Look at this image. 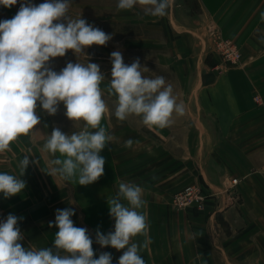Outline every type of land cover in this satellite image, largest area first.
Listing matches in <instances>:
<instances>
[{
	"label": "crops",
	"instance_id": "1",
	"mask_svg": "<svg viewBox=\"0 0 264 264\" xmlns=\"http://www.w3.org/2000/svg\"><path fill=\"white\" fill-rule=\"evenodd\" d=\"M108 8L109 25L125 29L113 42L141 50L143 75L164 77L185 114H174V122L163 129H149L136 116L121 122L114 115L116 97L104 91L108 111L101 126L113 139L100 152L103 175L82 186L50 175L56 157L43 145L56 127L37 102L40 123L0 153V172L15 176L25 155L38 161L20 177L26 182L21 193L7 199L0 193V222L9 214L23 217L18 220L22 246L52 248L58 228L49 222L57 209L72 208L74 225L86 228L93 240L94 258L109 252L117 264L124 250L102 248L96 232L114 231L107 200L121 182L134 183L142 188L145 203L138 211L148 229L147 237L131 242L147 239L139 253L145 264H264V0H169L163 17L145 15L140 5ZM93 18L85 20H107ZM213 31L238 43L237 64L208 49ZM83 128L77 121L62 132ZM128 139L131 147L125 146ZM233 178L237 185L225 191ZM192 183H201L209 194L204 208H174L172 196Z\"/></svg>",
	"mask_w": 264,
	"mask_h": 264
},
{
	"label": "clouds",
	"instance_id": "2",
	"mask_svg": "<svg viewBox=\"0 0 264 264\" xmlns=\"http://www.w3.org/2000/svg\"><path fill=\"white\" fill-rule=\"evenodd\" d=\"M16 3L17 0H0V5L9 8ZM70 5L71 0L22 3L12 19L0 21V153L10 151L13 142L40 123L37 102L48 115H55L62 102L65 116L73 122L83 121L84 128L71 135L54 128L43 151L56 157L51 161L54 167L50 175L58 174L65 181L86 186L103 175L105 159L100 152L113 139L101 126L108 111L104 91L116 97L114 115L119 121L140 117L149 129L171 126L173 115L183 116L185 106L177 103L173 87L166 84L164 77H145L147 69L139 58L127 65L120 51L110 54L111 78L105 90L101 89L105 75L96 63L69 62L59 73L52 70V58L64 57L68 50L86 55L88 47L105 46L112 39L82 18L69 19L66 14ZM137 5L143 6L145 15L163 17L169 0H118L117 9L131 10ZM62 18L66 24L60 22ZM132 145V139L125 142L126 147ZM30 162L38 163L30 161L29 155L19 161V176L0 172V193L5 199L25 189L26 182L20 177ZM107 203L115 221L114 231L104 234L97 230L95 242L102 248L124 250L117 264H145L139 253L147 247V239L143 244L131 242L138 235L147 237L146 217L138 211L145 203L142 188L121 182ZM73 215L72 208L57 209L55 221L48 225L58 228L53 247L37 250L22 246L24 236L18 220L23 217L9 214L0 222V264H112L109 252L94 258L93 240L86 228L74 225Z\"/></svg>",
	"mask_w": 264,
	"mask_h": 264
},
{
	"label": "rangeland",
	"instance_id": "3",
	"mask_svg": "<svg viewBox=\"0 0 264 264\" xmlns=\"http://www.w3.org/2000/svg\"><path fill=\"white\" fill-rule=\"evenodd\" d=\"M45 0H17V3L13 6L5 7L3 5H0V21L9 20L12 19L17 12L20 9V6L22 3H31L34 5H39L41 3H44ZM118 3V0H71V5L69 7V10L67 12V17L69 19H94L93 16H99V18L107 19L104 22L101 20L98 21H91L89 22L93 27L99 28L102 31H104L106 34L110 35L112 37L111 40L108 41V43L105 46H99V45H92L85 49V54H74L71 50H68L66 52V55L64 57H56L52 58L49 62V66L52 68V70L59 73L64 67H66L67 63L71 62L73 64L79 62L82 64L89 63H96L100 66L101 72L104 73L105 79L110 80L111 78V69H112V63L110 60V54L113 51H120L124 63L127 65H130L136 58H139L141 65L143 66V55L141 50H129L123 48L124 45L118 44L113 42V39L121 36L125 29L120 28L119 26H111L109 25L108 18L110 19V10L108 8L109 5ZM194 4V2H193ZM197 5V4H195ZM107 6V7H104ZM63 23H67L66 19H63L60 21ZM55 23V21H54ZM139 28L134 27L132 31H138ZM214 32V31H213ZM211 33V40L213 39ZM209 31H208V37L207 40H209ZM229 38V37H227ZM233 40L232 38H229ZM235 41V40H234ZM208 49H209V41H208ZM241 51V50H240ZM89 57V59H88ZM108 84V81H103L101 83V87L106 89V86ZM39 104V102H38ZM41 107V106H40ZM42 108V107H41ZM43 110V109H42ZM65 107L63 103L58 107V111L55 115H48L47 112L44 110L42 113L47 116L48 122L55 123V127L59 128L61 131H71L73 129V126L77 124V122H73L69 120L65 116ZM37 115H40V108L38 106ZM70 127L68 129H62ZM26 135H22L21 137L24 138Z\"/></svg>",
	"mask_w": 264,
	"mask_h": 264
},
{
	"label": "built area",
	"instance_id": "4",
	"mask_svg": "<svg viewBox=\"0 0 264 264\" xmlns=\"http://www.w3.org/2000/svg\"><path fill=\"white\" fill-rule=\"evenodd\" d=\"M213 39L209 45L211 52L219 54L223 60L230 64H237L242 53L236 41L220 35L217 31L212 35ZM257 103H263V98L255 94ZM238 183V178H233L231 184L225 188V191L232 190ZM209 194L201 183H192L176 192L172 196L171 204L176 209H186L194 207L197 210L203 209Z\"/></svg>",
	"mask_w": 264,
	"mask_h": 264
}]
</instances>
